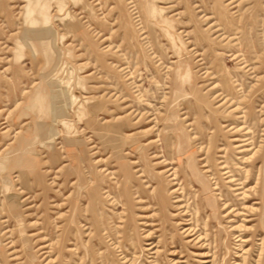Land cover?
<instances>
[{
  "label": "rangeland",
  "instance_id": "obj_1",
  "mask_svg": "<svg viewBox=\"0 0 264 264\" xmlns=\"http://www.w3.org/2000/svg\"><path fill=\"white\" fill-rule=\"evenodd\" d=\"M0 264H264V0H0Z\"/></svg>",
  "mask_w": 264,
  "mask_h": 264
},
{
  "label": "bare ground",
  "instance_id": "obj_2",
  "mask_svg": "<svg viewBox=\"0 0 264 264\" xmlns=\"http://www.w3.org/2000/svg\"><path fill=\"white\" fill-rule=\"evenodd\" d=\"M35 1H37V0H35ZM50 1H55V2H57V4L58 3H60V0H50ZM43 17V16H42ZM180 79V78H179ZM63 97L66 99L65 100V103H66V105L67 106H72L73 104H74V102H73V96L70 94H68V93H64L63 92ZM179 133V132H178ZM169 138V137H168ZM166 144H167V142H166ZM171 144V143H170ZM166 147V146H165Z\"/></svg>",
  "mask_w": 264,
  "mask_h": 264
}]
</instances>
